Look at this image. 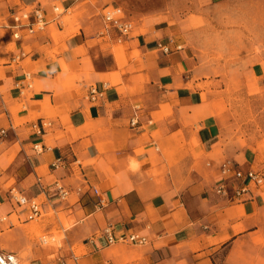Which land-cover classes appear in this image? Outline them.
Masks as SVG:
<instances>
[{"label":"crops","instance_id":"crops-1","mask_svg":"<svg viewBox=\"0 0 264 264\" xmlns=\"http://www.w3.org/2000/svg\"><path fill=\"white\" fill-rule=\"evenodd\" d=\"M105 1L0 0V250L19 264H264V184L239 201L215 191L224 161L264 160L222 131L197 57L264 56V0H176L175 20L167 0ZM34 8L44 30L15 28ZM108 8L133 25L120 43ZM11 188L42 217L26 221ZM108 226L148 243L108 244ZM35 230L61 240L43 247Z\"/></svg>","mask_w":264,"mask_h":264},{"label":"rangeland","instance_id":"rangeland-1","mask_svg":"<svg viewBox=\"0 0 264 264\" xmlns=\"http://www.w3.org/2000/svg\"><path fill=\"white\" fill-rule=\"evenodd\" d=\"M177 1L167 0L165 3V0H152V3L157 8H164V5L159 6L161 2H164L168 9L173 8V11L167 15L175 20ZM97 15L94 14V16ZM198 25H203V23ZM197 57L202 70L211 80L210 87L215 90V116L221 121L222 131L230 138H235L239 146L257 152L260 160L263 161L264 56ZM261 173L264 174V172ZM34 233L43 247L61 240V234L58 233L52 236L36 230ZM43 240L45 243L42 242Z\"/></svg>","mask_w":264,"mask_h":264},{"label":"built area","instance_id":"built-area-1","mask_svg":"<svg viewBox=\"0 0 264 264\" xmlns=\"http://www.w3.org/2000/svg\"><path fill=\"white\" fill-rule=\"evenodd\" d=\"M60 0H54L55 3H58ZM53 12L59 13L58 6H53ZM103 21L106 25V27L112 28L116 30L118 33V42H122L125 38L129 37L133 30V25L130 21L125 20L119 9L117 8H108L106 9L103 14ZM15 25V28H19L22 21H28L27 24V32L28 34H33L38 31H42L45 28L46 22L44 21L43 14L40 8H34L31 11H27L22 13L21 15L13 16ZM30 19H33L32 22H30ZM13 37L15 39H19L20 35L18 32H15L13 34ZM172 43V40L169 41ZM157 48L162 51L163 53H170L171 48L168 45H163L162 43H159L157 45ZM175 49L180 50V46H176ZM25 84L23 87L31 88L32 83L30 81V75L25 76ZM95 91L91 92V100H95ZM131 126H135L137 124L136 116H133L130 120ZM36 127V126H34ZM5 132L0 131V135H3ZM42 147L39 145L34 146V150L37 152H42ZM63 160L60 158H57L52 164L51 168L56 170L63 167ZM219 173L221 176V181L219 182L218 186L216 187V193L219 195L227 196L229 199L237 200L239 201L242 196L245 194H248L251 189L258 188L264 184V175L261 174L259 171L250 169L247 171L241 170L237 164L231 162V161H224L219 168ZM230 179H233L235 181L241 182L238 186L235 188H232L231 194L228 189L227 183ZM37 183L40 184V180H37ZM57 196L60 198V200H64L66 196L68 195V192L59 184H55ZM78 193L80 190L77 191ZM92 192L95 195H98V190L95 188H92ZM8 196L10 200H12L15 204H17L19 207H21L25 212V218L26 221H36L39 218L42 217V206L41 204L35 199V198H27L24 195H22L18 190L15 188L9 189ZM99 203L101 204L102 201L100 199ZM7 222L6 217H0V224ZM104 234L107 239L108 244H115V243H123L133 246H144L148 243V239L146 236L131 233L128 235H121L115 237L112 234V229L110 226L106 227L104 229ZM45 243V240L42 241ZM0 264H19L18 258L15 254L12 253H5L2 250H0Z\"/></svg>","mask_w":264,"mask_h":264}]
</instances>
